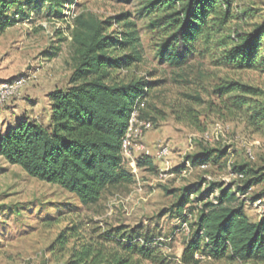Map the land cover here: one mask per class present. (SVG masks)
<instances>
[{"label": "rangeland", "instance_id": "374dc122", "mask_svg": "<svg viewBox=\"0 0 264 264\" xmlns=\"http://www.w3.org/2000/svg\"><path fill=\"white\" fill-rule=\"evenodd\" d=\"M146 1L0 0V85L24 80L13 99L0 105V136L19 120L48 125V95L69 87L70 33L81 13L103 21L124 14L135 24L142 62L113 76L151 84L141 115L153 125L143 138L148 154L135 159V172L125 166L133 182L106 191L93 207H83L60 187L32 179L0 157V264H66L74 248L88 243L106 256L128 258L129 264H183L196 212L188 207L185 218H177L172 206L178 195L171 192L193 186L212 191L207 196L213 201L216 184L244 183L234 169L248 166L264 175V37L257 70L225 65L218 48L200 45L186 66L170 68L156 52L162 40L158 31L140 15ZM232 13L230 36L253 32L264 22V0H235ZM122 30L112 21L108 34ZM229 86L235 88L232 93L217 95ZM239 88H251V94ZM242 101L249 105L243 107ZM158 146L168 148L167 157L157 158ZM202 148L225 157L206 167L191 166L187 158ZM141 159L146 163L138 168ZM238 198L250 221L257 222L264 210V182ZM73 228L65 246L57 244L60 234ZM194 259L229 264L200 253Z\"/></svg>", "mask_w": 264, "mask_h": 264}, {"label": "trees", "instance_id": "16d2710c", "mask_svg": "<svg viewBox=\"0 0 264 264\" xmlns=\"http://www.w3.org/2000/svg\"><path fill=\"white\" fill-rule=\"evenodd\" d=\"M234 2L147 0L140 15L150 19V30L158 31L162 40L156 52L170 68L186 66L200 45L205 49L218 48L225 65L242 71L257 70L262 62L264 22L253 32L230 36L229 26L235 20ZM112 21L122 26V32L108 34ZM70 35L72 75L65 91L55 90L48 95V125L26 119L17 121L0 136V157L30 178L60 187L83 207H93L106 191L133 182L121 156L122 139L134 106L141 101L145 104L151 84L140 79L116 81L113 76L142 62L138 31L128 21V15L103 21L81 13L74 17ZM239 89L251 94V88ZM234 90L229 86L222 92L217 90V95L222 97ZM241 103L243 107L249 105ZM224 157L225 152L202 148L187 162L202 167ZM144 163L141 159L136 166L140 168ZM260 172L248 166L234 169L244 183L216 184L218 195L214 202L208 201L207 196L212 191H196L193 186L171 192L178 195L172 206L177 218H185L183 213L188 207L196 212L190 226L193 237L184 243L183 264L198 263L194 259L198 253L229 264H264V213L257 222L250 221L238 198L264 182ZM75 231H63L57 244L65 246ZM66 264H129V260L106 256L88 243L74 248Z\"/></svg>", "mask_w": 264, "mask_h": 264}, {"label": "built area", "instance_id": "2783aa9c", "mask_svg": "<svg viewBox=\"0 0 264 264\" xmlns=\"http://www.w3.org/2000/svg\"><path fill=\"white\" fill-rule=\"evenodd\" d=\"M24 85V80H17L11 84H1L0 85V105L4 104L8 100L13 99L17 91ZM144 108V101L139 102L134 106L133 112L131 114L127 131L122 139L121 145V156L125 166H129L132 172H135V162L138 158V154L146 155L148 154L146 147L143 145L144 136L152 130V123L148 120L141 118V111ZM141 156V155H140ZM157 158H165L168 156V148L163 146H158V151L156 153ZM206 167V166H202ZM237 176V175H236ZM241 178L240 176H237ZM190 199L193 200L194 196L191 195ZM214 202V200L212 201ZM260 215L259 219L263 215Z\"/></svg>", "mask_w": 264, "mask_h": 264}, {"label": "crops", "instance_id": "0c3cea01", "mask_svg": "<svg viewBox=\"0 0 264 264\" xmlns=\"http://www.w3.org/2000/svg\"><path fill=\"white\" fill-rule=\"evenodd\" d=\"M149 138L148 137H146L145 139H144V143L145 144H147L148 142H149V140H148ZM139 155V154H138ZM137 155V156H138ZM140 157V156H139ZM140 159V158H139ZM152 164L154 165V166H156V162H154V161H152Z\"/></svg>", "mask_w": 264, "mask_h": 264}]
</instances>
